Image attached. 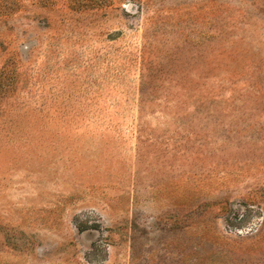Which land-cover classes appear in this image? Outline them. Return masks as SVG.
<instances>
[{
    "label": "rangeland",
    "instance_id": "rangeland-1",
    "mask_svg": "<svg viewBox=\"0 0 264 264\" xmlns=\"http://www.w3.org/2000/svg\"><path fill=\"white\" fill-rule=\"evenodd\" d=\"M0 264H264V0H0Z\"/></svg>",
    "mask_w": 264,
    "mask_h": 264
}]
</instances>
